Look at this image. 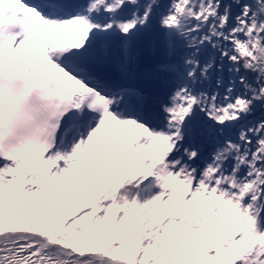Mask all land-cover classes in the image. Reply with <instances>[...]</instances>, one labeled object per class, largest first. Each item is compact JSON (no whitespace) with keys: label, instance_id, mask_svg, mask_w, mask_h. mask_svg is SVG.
<instances>
[{"label":"snow or ice","instance_id":"obj_1","mask_svg":"<svg viewBox=\"0 0 264 264\" xmlns=\"http://www.w3.org/2000/svg\"><path fill=\"white\" fill-rule=\"evenodd\" d=\"M0 264H264V0H0Z\"/></svg>","mask_w":264,"mask_h":264},{"label":"rangeland","instance_id":"obj_2","mask_svg":"<svg viewBox=\"0 0 264 264\" xmlns=\"http://www.w3.org/2000/svg\"><path fill=\"white\" fill-rule=\"evenodd\" d=\"M243 52V50H242ZM58 154H63L66 155L64 153V149H62L61 147L59 149H57ZM68 155V154H67ZM150 183H148V186L140 189V190H132L134 195L138 197L139 199V203L141 205H143L144 203H148L150 202L152 199H154L156 196L161 195L163 192L162 187H160V182L156 179V177H152L149 178Z\"/></svg>","mask_w":264,"mask_h":264},{"label":"bare ground","instance_id":"obj_3","mask_svg":"<svg viewBox=\"0 0 264 264\" xmlns=\"http://www.w3.org/2000/svg\"><path fill=\"white\" fill-rule=\"evenodd\" d=\"M141 186H142V185H141ZM129 187H131V186H129ZM129 187H128V188H129ZM134 189H135V188H134Z\"/></svg>","mask_w":264,"mask_h":264}]
</instances>
